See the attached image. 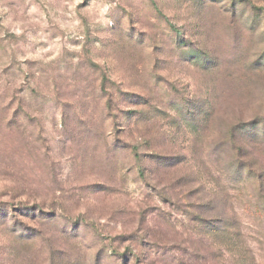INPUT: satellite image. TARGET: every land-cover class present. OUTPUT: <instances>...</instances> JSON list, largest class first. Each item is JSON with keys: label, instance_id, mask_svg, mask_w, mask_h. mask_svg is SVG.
I'll return each mask as SVG.
<instances>
[{"label": "rangeland", "instance_id": "374dc122", "mask_svg": "<svg viewBox=\"0 0 264 264\" xmlns=\"http://www.w3.org/2000/svg\"><path fill=\"white\" fill-rule=\"evenodd\" d=\"M0 264H264V0H0Z\"/></svg>", "mask_w": 264, "mask_h": 264}]
</instances>
